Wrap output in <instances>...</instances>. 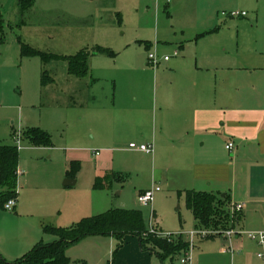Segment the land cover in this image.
<instances>
[{
    "label": "rangeland",
    "instance_id": "374dc122",
    "mask_svg": "<svg viewBox=\"0 0 264 264\" xmlns=\"http://www.w3.org/2000/svg\"><path fill=\"white\" fill-rule=\"evenodd\" d=\"M155 1L35 0L32 7L22 9L17 0H0L6 21L4 34L0 29V144H16L17 134L22 138L20 173L15 184L17 208L8 211L0 207V250L9 261L22 258L35 242L53 239V234L44 230L45 224L68 227L84 217L112 209L141 210L146 227L153 224L159 232L171 234L166 239L172 243H176L178 236L190 240L189 232L198 228L186 192L176 188L177 168L162 157L159 149L155 147L153 154H141L131 151L130 144L110 148L97 142L91 147L83 143L93 141V135L85 134L84 138L79 135L92 125L87 115L91 111L86 108L92 95V86L87 83L91 76L98 77L102 84L113 73L120 77L119 69L124 66L158 70L170 63L162 61L153 66L149 54L156 50L149 49L147 44L156 41L159 28L160 36H165L169 43L161 45L158 54L162 58L173 54L176 46L172 44L176 45L177 38L172 26L179 29L176 22L180 2L161 3L156 10ZM257 1L229 0L216 4L214 9L219 15L246 12L235 18L223 16L218 24L220 30L264 31V0ZM256 7L260 8L258 24L253 18ZM149 9L151 12L147 13ZM156 13L159 22L154 20L149 26L146 20ZM19 37L49 56L22 54ZM252 44L245 42L244 47L250 48ZM81 50L92 53L89 59L92 71L85 78L68 72L67 57ZM176 58L172 56L171 60ZM144 75L140 77L143 81L154 78ZM114 92L112 86L111 97ZM33 128L47 132L50 142L34 143L26 135ZM77 139L82 142H76ZM97 151L101 156L96 155ZM107 172L111 173V182L99 187L98 178ZM66 179L76 183L64 185ZM153 184L162 190L155 194L153 207H143L138 202L139 192ZM8 190L0 183V194ZM47 211L52 212L46 214ZM42 222L45 224L41 225ZM234 225L236 228L238 221ZM199 240L196 237L192 264H264V259L258 260L257 256L253 259L236 254L232 260L231 254H223L222 249L229 242L225 235ZM30 245L28 251L22 252ZM259 252H264V248ZM67 254L69 264H182L181 258L185 256L181 253L161 259L153 250L143 249L139 237L132 234L126 235L122 242L112 234L86 235L70 245Z\"/></svg>",
    "mask_w": 264,
    "mask_h": 264
},
{
    "label": "crops",
    "instance_id": "0c3cea01",
    "mask_svg": "<svg viewBox=\"0 0 264 264\" xmlns=\"http://www.w3.org/2000/svg\"><path fill=\"white\" fill-rule=\"evenodd\" d=\"M227 1L156 0V10L161 3L180 2L176 22L179 29L172 26L177 38L172 47H176L169 60L159 55L160 63H170L158 70L124 66L119 69L120 77L113 73L102 84L98 77L91 76L87 83L92 86V95L86 108L91 111L87 115L92 125L79 135L84 138L85 134H92L93 141L83 143L91 147L97 142L110 148L132 142L153 143L162 157L177 168L176 188L228 196L232 211L236 204H243L238 229L264 231V31L220 30L218 24L224 15H219L214 6ZM255 10L253 18L258 24L260 8ZM150 12L151 9L147 10ZM149 19L146 22L151 26L160 17L150 14ZM161 31L158 28L154 43L148 42L149 49L158 51L161 45L169 43L165 36H160ZM245 42L253 44L246 48ZM176 50L179 54L174 55ZM172 56L177 58L171 60ZM144 74L154 78L143 81L140 77ZM229 142L234 143L232 150L227 149ZM153 187L154 184L139 193ZM51 236L50 242L56 239ZM199 239L201 242L212 238ZM262 248L264 245L247 237L234 236L222 253L231 254L232 260L236 254L263 260L258 255ZM0 252L8 258L4 251Z\"/></svg>",
    "mask_w": 264,
    "mask_h": 264
},
{
    "label": "trees",
    "instance_id": "16d2710c",
    "mask_svg": "<svg viewBox=\"0 0 264 264\" xmlns=\"http://www.w3.org/2000/svg\"><path fill=\"white\" fill-rule=\"evenodd\" d=\"M17 1L22 9H27L32 7V3L35 0ZM5 23L6 21L0 8V29L2 34H4ZM20 43L22 54L41 53L43 57L49 56L47 53L41 52L21 40ZM91 54L90 51L81 50L78 54L67 57L69 74L77 78L88 76L90 73L89 59ZM50 57L54 58L57 55H50ZM46 77L47 75H45V81ZM26 135L36 144H47L50 142L49 134L40 128H33ZM18 167V146L16 144L1 143L0 183L6 189H10L0 194L1 208L5 209V204L11 198L17 196L15 184L18 181ZM110 182L111 173L107 172L103 178H98L97 185L103 187L104 184L108 185ZM186 197L188 207L193 211L198 222V228L223 231L234 228V223L239 221V213L232 211L228 196L221 197L209 192L188 190L186 191ZM43 228L47 233L49 232L56 236V239L52 242H38L28 253L15 262L9 261L0 252V264H69L68 247L82 237L93 234H112L121 242L128 234L138 236L141 247L153 250L161 259L181 254L189 246L188 241H185L182 236H178L176 243H172L170 242L171 240L166 238L148 234L149 228L146 227L142 211L138 209H112L103 214L84 217L68 227L44 225ZM214 237L211 236L209 238Z\"/></svg>",
    "mask_w": 264,
    "mask_h": 264
},
{
    "label": "built area",
    "instance_id": "2783aa9c",
    "mask_svg": "<svg viewBox=\"0 0 264 264\" xmlns=\"http://www.w3.org/2000/svg\"><path fill=\"white\" fill-rule=\"evenodd\" d=\"M222 15L224 16H231V17H236L239 15H246L245 11L242 12H238V11H232L230 13L228 12H222ZM179 54V51L176 50L174 55ZM161 57L159 56L158 52H151L149 54V61L150 63L157 67L161 61ZM165 60H169L170 56L166 55L164 56ZM21 136L20 134H17L16 137V145L18 146V149H22V141H21ZM130 147L140 150V151H144L148 154H153L155 151V147L153 143H143V144H137L135 142L130 143ZM234 147V143L233 142H229L227 144V149L232 150ZM98 154V152H97ZM19 170H18V175H19ZM161 189L160 186H154L151 190H147L145 192L139 193L138 196V202L143 205V206H151L153 207V202H154V196H155V192L159 191ZM15 193L16 195L18 194V189H15ZM17 205V196L11 198L6 204H5V209L8 211H13L15 209ZM243 208V204H236L233 208V212H237L240 213V211H242ZM152 215H154L153 209H152ZM148 233H153L156 234L160 237H170L171 234H163L162 232H159L154 226L153 224L149 226V232ZM190 240H188V249L186 251H184L183 253H185V256L181 258V263L182 264H192V251L195 248V239L196 237L198 238H208L211 236H217V235H225L226 237H228L230 240L234 237V236H244L247 237L249 240L259 244V245H264V231H245L242 229H237V228H232V229H228V230H218V229H207V228H198L196 230L190 231ZM232 251V247H230V249ZM259 257L264 258V252L259 253L258 254Z\"/></svg>",
    "mask_w": 264,
    "mask_h": 264
},
{
    "label": "water",
    "instance_id": "95a60500",
    "mask_svg": "<svg viewBox=\"0 0 264 264\" xmlns=\"http://www.w3.org/2000/svg\"><path fill=\"white\" fill-rule=\"evenodd\" d=\"M75 183H76V180L66 179L64 182V185H74Z\"/></svg>",
    "mask_w": 264,
    "mask_h": 264
}]
</instances>
